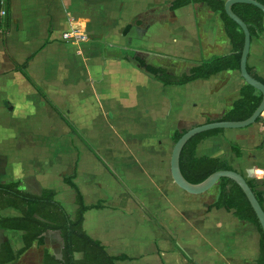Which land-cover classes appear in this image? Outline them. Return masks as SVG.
<instances>
[{
  "label": "crops",
  "instance_id": "obj_1",
  "mask_svg": "<svg viewBox=\"0 0 264 264\" xmlns=\"http://www.w3.org/2000/svg\"><path fill=\"white\" fill-rule=\"evenodd\" d=\"M170 1L4 0L0 183L54 189L73 218L76 191L64 181L73 176L83 203L101 204L84 212L83 229L109 254L126 256L116 264H257L255 225L209 208L217 191L192 194L171 176L173 131L221 118L246 83L227 69L164 85L137 64L135 56L179 76L232 52L217 11L203 2L169 10ZM67 31L73 36L64 39ZM247 66L264 81V30L251 38ZM260 116L202 139L195 155L225 160L244 176L252 169L264 182ZM21 234L0 229V242L16 253Z\"/></svg>",
  "mask_w": 264,
  "mask_h": 264
},
{
  "label": "trees",
  "instance_id": "obj_2",
  "mask_svg": "<svg viewBox=\"0 0 264 264\" xmlns=\"http://www.w3.org/2000/svg\"><path fill=\"white\" fill-rule=\"evenodd\" d=\"M264 5V0H257ZM205 3L212 11H217L223 22L224 30L232 45L229 54L214 56L204 60L190 68L187 73L179 76L171 75L165 68L146 64L143 59L135 56L134 60L155 79L167 84H184L197 78H207L217 72L227 69L239 70L241 50L244 43V34L240 26L229 17L224 9L225 0H171L168 8L173 10L193 3ZM232 11L238 15L247 25L250 38L258 37L264 30V13L257 6L247 2H235L231 5ZM131 25H126L123 33L127 34ZM247 66V65H246ZM249 74L264 84V81L256 75L254 70L247 66ZM239 97L233 102L232 107L223 116L212 121H239L248 118L261 102L262 94L250 84H244L240 88ZM261 119L259 115L255 121ZM223 128H215L192 136L182 147L179 155V169L183 177L190 183L196 184L203 181L208 175L217 170H232L233 168L225 160L216 157H197L195 150L197 144L206 137L223 131ZM185 129H176L171 135L173 143L185 132ZM236 153L240 150L231 145ZM72 177L64 181L76 191L75 203L77 209L72 218L64 206L55 199L54 189L40 188L38 191H28L19 187V181L0 183V209L11 207L17 209V216H0V229H16L22 232L23 246L14 253L9 242H0V264H11L23 255L34 244H44V236L47 231H55L61 239L60 255L51 253L43 248L40 264H116V260L126 256H113L109 254L104 245L92 238L83 229V214L89 208H100L101 204L85 205L77 186L72 182ZM247 183L255 195L257 201L264 210V182L257 178L247 179ZM215 186L218 192L215 200L209 208H224L241 221H249L255 225L259 233V257L257 264L263 261V235L259 220L248 202L239 185L228 177L220 178Z\"/></svg>",
  "mask_w": 264,
  "mask_h": 264
},
{
  "label": "water",
  "instance_id": "obj_3",
  "mask_svg": "<svg viewBox=\"0 0 264 264\" xmlns=\"http://www.w3.org/2000/svg\"><path fill=\"white\" fill-rule=\"evenodd\" d=\"M235 2H247L251 3L258 8H260L264 13V5L257 1V0H225L224 2V9L226 13L229 15L230 18H232L241 28L243 34H244V43L241 50V58H240V67L239 72L241 74V77L244 79L246 84H250L253 87H255L257 90H259L262 94V99L258 107L255 109V111L246 119L239 120V121H212V122H206L197 126H194L190 129H187L180 138L173 144L172 150H171V156H170V172L173 180L175 183L184 191L192 193V194H199L202 193L212 186H214L217 181L222 177H228L232 180H234L239 187L244 192L248 202L250 203L252 209L254 210L261 229H262V235L264 240V210L257 201L255 195L253 194L251 188L249 187L247 183V179L254 178L255 173L252 169H247L246 174L243 175L237 172L236 170H217L210 175H208L203 181L192 184L188 182L183 175L180 172L179 169V155L180 151L183 147V145L195 134L200 133L202 131L215 129V128H238L247 126L253 122H255L256 118L260 115V113L264 110V84L260 82L259 80L252 77L248 70H247V55L249 51V45H250V32L245 24V22L236 15L232 9L231 5ZM262 264H264V242H263V261Z\"/></svg>",
  "mask_w": 264,
  "mask_h": 264
},
{
  "label": "rangeland",
  "instance_id": "obj_4",
  "mask_svg": "<svg viewBox=\"0 0 264 264\" xmlns=\"http://www.w3.org/2000/svg\"><path fill=\"white\" fill-rule=\"evenodd\" d=\"M173 147V142L170 146V152ZM40 189V188H39ZM38 189V190H39ZM35 190V191H38ZM218 192V188L214 185L208 190L204 191L208 192V197H212L215 192ZM47 248L50 252L54 253L55 255H60V249H61V239L58 236V234L55 233H47L44 238V244L42 245H34L32 249H30L28 252L20 256L16 261H14L12 264H40L41 262V256L43 252V248Z\"/></svg>",
  "mask_w": 264,
  "mask_h": 264
},
{
  "label": "built area",
  "instance_id": "obj_5",
  "mask_svg": "<svg viewBox=\"0 0 264 264\" xmlns=\"http://www.w3.org/2000/svg\"><path fill=\"white\" fill-rule=\"evenodd\" d=\"M0 5H1V7H0V15H3V14H5V9L3 7L4 6V0H0ZM72 36H73V34H72L71 31H67V32L63 33V38L64 39H69ZM259 175H261V177H264V170H262ZM263 192H264V189H263Z\"/></svg>",
  "mask_w": 264,
  "mask_h": 264
}]
</instances>
